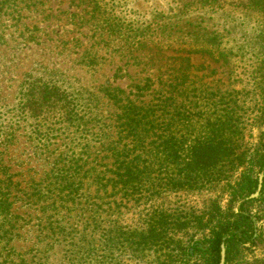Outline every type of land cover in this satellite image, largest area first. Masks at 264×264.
<instances>
[{"label": "rangeland", "instance_id": "374dc122", "mask_svg": "<svg viewBox=\"0 0 264 264\" xmlns=\"http://www.w3.org/2000/svg\"><path fill=\"white\" fill-rule=\"evenodd\" d=\"M79 2L0 0V182L11 187L12 227L6 238L0 230V264H158L163 247L138 244L148 208L191 213L209 203L208 194L174 193L160 184L151 198L142 190L113 196L93 184L89 170L104 163L105 143L112 140L105 134L113 131L102 87L129 90L174 61L171 49L165 54L151 48L134 52L130 46L138 37L197 42L205 37L194 38L188 29L208 25L216 31L211 36L230 52L217 61L191 53L195 67L207 75L208 87H246L249 96L257 83L254 71L264 58V2L254 0L247 16L222 0H92L100 2L107 18ZM112 21L116 32L109 28ZM39 82L57 96L46 101L43 112L24 104L29 89ZM250 97L245 106L248 129L259 113ZM257 120L258 126L247 131L253 143L264 129V110ZM79 167L83 171L77 176ZM67 175L77 176L76 181L82 177L83 185L67 188L61 180ZM214 191L219 195L222 185ZM228 200L224 196L223 207ZM247 207L254 214L256 235L264 234V197ZM168 231L187 242L204 233L194 225ZM240 257L243 261L233 264H264V236Z\"/></svg>", "mask_w": 264, "mask_h": 264}, {"label": "trees", "instance_id": "16d2710c", "mask_svg": "<svg viewBox=\"0 0 264 264\" xmlns=\"http://www.w3.org/2000/svg\"><path fill=\"white\" fill-rule=\"evenodd\" d=\"M222 1L245 11L247 16L254 5V0ZM79 3H86L87 10L96 16L108 17L100 2L80 0ZM109 23V28L116 32L118 25ZM187 32L194 38L205 39L164 43L138 37L131 44L134 52L151 48L154 53L165 54L171 49L175 54L169 57L174 61H167L169 66L164 71H159L156 77L148 76L129 90L112 84L102 87L111 109L113 129L105 137L111 136L112 140L105 143L104 159L101 158L104 163L95 165L89 173L98 191L111 192L113 196L136 195L142 190L147 198L156 197L159 184L174 193L208 194L209 203L205 208L191 213L178 210L173 214L149 207L145 214L147 227L138 244L163 247L158 264H189L191 260L193 264H221L224 244L225 264H233L243 261L240 256L247 246L256 245L264 236L262 232L256 235L254 214L247 207L248 202L264 197V175L260 181L264 173V129L260 130L257 143L247 137V131L252 132L255 124L258 126L260 120L256 118H261L264 110V58L259 59L261 62L253 75V83H257L250 90V98L259 113H255L250 123L252 129H248L247 88L223 89L217 84L209 88L207 75L195 67L191 56V53H201L217 61L222 56L227 59L230 52L222 49L217 38L211 36L216 31L208 25L193 27ZM45 84L39 82L29 89L24 99L26 107L43 112L46 101L57 98ZM62 104L71 114L70 105L64 101ZM77 169L80 176L83 169ZM76 177L67 175L61 180L67 188L76 186L77 182L82 186V177L80 181ZM260 184L259 196H252ZM218 185H222L219 195L214 191ZM144 187L147 188L143 190ZM9 189L10 186L0 182V214L4 216L0 230L4 231L5 238L12 228ZM224 196H229L226 207L222 205ZM190 225L204 233L190 238L189 242L183 235L168 231L171 227L182 231ZM260 262L257 260L254 264Z\"/></svg>", "mask_w": 264, "mask_h": 264}, {"label": "water", "instance_id": "95a60500", "mask_svg": "<svg viewBox=\"0 0 264 264\" xmlns=\"http://www.w3.org/2000/svg\"><path fill=\"white\" fill-rule=\"evenodd\" d=\"M263 175H264V173L262 172L261 175H260V181H261V182H262ZM261 185H262V184L259 185V189H258V191H257L256 193H254L252 196H257V195H259V190H260V188H261ZM225 255H226V247H225L224 244H222V258H221V264H225Z\"/></svg>", "mask_w": 264, "mask_h": 264}]
</instances>
